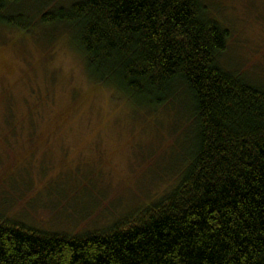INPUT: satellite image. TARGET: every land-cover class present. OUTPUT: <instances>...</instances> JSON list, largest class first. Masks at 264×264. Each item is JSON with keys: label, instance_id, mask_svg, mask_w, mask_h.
Wrapping results in <instances>:
<instances>
[{"label": "trees", "instance_id": "16d2710c", "mask_svg": "<svg viewBox=\"0 0 264 264\" xmlns=\"http://www.w3.org/2000/svg\"><path fill=\"white\" fill-rule=\"evenodd\" d=\"M26 1L0 0V24L27 29L38 14L42 30H63L89 79L173 121L183 150L158 172L173 183L104 226L71 235L0 218V264H264V83L224 65L229 31L209 0L10 13Z\"/></svg>", "mask_w": 264, "mask_h": 264}, {"label": "rangeland", "instance_id": "374dc122", "mask_svg": "<svg viewBox=\"0 0 264 264\" xmlns=\"http://www.w3.org/2000/svg\"><path fill=\"white\" fill-rule=\"evenodd\" d=\"M49 1L27 0L10 13L30 17ZM208 3L229 31L224 65L263 84L264 0ZM38 17L27 29L0 24V218L74 235L173 183L158 172L180 162L181 131L160 112L130 111L89 79L67 33L42 30Z\"/></svg>", "mask_w": 264, "mask_h": 264}]
</instances>
